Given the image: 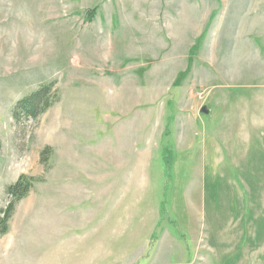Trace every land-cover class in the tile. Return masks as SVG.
Segmentation results:
<instances>
[{
	"label": "rangeland",
	"instance_id": "obj_1",
	"mask_svg": "<svg viewBox=\"0 0 264 264\" xmlns=\"http://www.w3.org/2000/svg\"><path fill=\"white\" fill-rule=\"evenodd\" d=\"M21 175L0 264H264V0H0Z\"/></svg>",
	"mask_w": 264,
	"mask_h": 264
},
{
	"label": "trees",
	"instance_id": "obj_2",
	"mask_svg": "<svg viewBox=\"0 0 264 264\" xmlns=\"http://www.w3.org/2000/svg\"><path fill=\"white\" fill-rule=\"evenodd\" d=\"M47 87H41L32 94L17 101L12 116L18 120L21 116L35 119L44 113L52 104H42L46 96ZM33 179L21 175L13 184L6 188L7 205L0 209V236L8 231V223L12 217L15 204L23 199L32 186Z\"/></svg>",
	"mask_w": 264,
	"mask_h": 264
},
{
	"label": "crops",
	"instance_id": "obj_3",
	"mask_svg": "<svg viewBox=\"0 0 264 264\" xmlns=\"http://www.w3.org/2000/svg\"><path fill=\"white\" fill-rule=\"evenodd\" d=\"M255 218H257V217L255 216Z\"/></svg>",
	"mask_w": 264,
	"mask_h": 264
}]
</instances>
